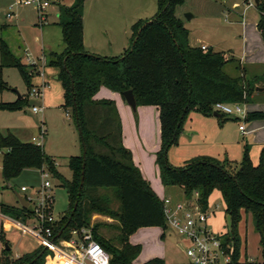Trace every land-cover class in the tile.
Segmentation results:
<instances>
[{"label": "trees", "instance_id": "obj_1", "mask_svg": "<svg viewBox=\"0 0 264 264\" xmlns=\"http://www.w3.org/2000/svg\"><path fill=\"white\" fill-rule=\"evenodd\" d=\"M183 1L156 0L154 16L132 25L130 45L114 57L84 49V0L58 4L56 23L61 30L63 49L50 54L49 65L55 67L56 79L62 86V107L72 111L76 128L81 132V150L82 144L86 150L84 157L82 153L68 157L73 177L71 181L61 182L68 194V216L58 219L55 231L60 230L59 236L68 238L72 229L87 226L93 213L116 218L120 223L119 247L93 235L110 254L111 264H134L140 245L130 243L129 235L138 227L165 229L166 224L161 199L122 143V125L114 101L93 98L100 86L119 93L130 89L136 105L157 106L160 147L155 152V163L164 186L180 187L186 199L197 193L196 201L202 210H206L212 191L220 192L224 212L231 218L230 231L222 235L223 245H230V260L226 264H238L236 226L241 210L252 217L264 260V146L256 163L251 161L246 148L239 163L227 158L197 156L174 165L167 158V151L176 144L189 111L211 115L216 102L247 103L255 85L260 82L264 85V71L252 75L233 56L189 45L188 31L175 15L176 6ZM255 7L259 14L256 26L264 43L263 0H258ZM4 65L16 66L27 87L31 86V70H27L0 38V90L6 87L1 76ZM229 65L238 70L237 76L226 72ZM21 100L22 97H18L15 102H1V106L18 107ZM217 116L220 122L227 119L220 113ZM260 117H264V113L254 110L247 112L245 119ZM0 149L6 181L17 177L24 169L40 170L45 166L51 174L56 173L53 157L44 152L41 144L21 141L11 132L3 134L0 131ZM99 189L117 192L120 197L118 211L110 208L106 194L97 193ZM0 213L25 224L33 210L29 205L21 207L1 202ZM51 257V252L43 250L42 246L15 258L4 248L0 264H45ZM141 264H164V261L152 257ZM244 264L260 262L246 259Z\"/></svg>", "mask_w": 264, "mask_h": 264}, {"label": "rangeland", "instance_id": "obj_2", "mask_svg": "<svg viewBox=\"0 0 264 264\" xmlns=\"http://www.w3.org/2000/svg\"><path fill=\"white\" fill-rule=\"evenodd\" d=\"M12 2L13 0L9 2L7 8L4 5L0 8V38L22 64L27 66L26 54H28L37 65L27 66V70L32 72L29 88L16 66L4 65L1 68V76L6 87L0 90V130L3 134L13 133L21 141L36 143L32 137L40 136L42 126L45 133L42 140L39 138L40 143L44 152L53 157L56 163L54 164L55 174H51L43 166L44 170L50 173L47 178L51 183L50 192L53 196L51 213L54 217L60 218L64 215L68 216V194L61 185L63 180L71 181L73 177L72 170L68 166V157L82 153L72 111L62 107V86L60 81L54 78L55 67L49 65L50 54L62 50L60 28L54 23L57 17L56 9L58 4L67 5L70 0H53L46 8L48 18L47 23L43 24L38 23L37 12L32 6H16L13 10L14 16L11 19L7 18L5 13ZM232 2H239L241 4L239 9L246 7L249 8V12L255 6L254 1L250 4L248 0H184L182 4L177 5L175 15L187 29L189 42L194 46L206 43L212 46L215 52H241L243 47L241 36H239L241 29L240 25H237V21L241 19L234 11H231V14L228 13ZM155 12L156 0H84L82 24L87 35L92 23L100 22V31L111 42H116L122 34V28L127 19L132 18L134 24L152 18ZM186 14H191L192 17H187ZM44 54L46 62L43 60ZM38 66L42 67L43 76L37 73ZM226 72L232 76L238 74V70H235L233 65L227 66ZM43 80L46 85L41 88V95L30 96L31 87L40 84ZM258 84L261 85V82ZM116 92L105 86H101L98 90L100 96L109 97L111 100L114 99L112 94ZM17 95L22 97L20 106L13 108L1 106V102H15L18 99ZM34 105L41 107L42 112H33L31 109ZM125 105L127 115L123 114L122 122L126 142L140 153L148 172L154 175V154L158 149V138L160 143V135L159 137L158 134L153 135L149 128L146 143L143 144L140 141L141 131H139V126L142 124L141 105H138L139 108L135 111L127 103ZM241 105L247 112L259 110L264 113V92L253 93L251 100ZM147 114L151 115V112L148 111ZM196 114L199 115L196 111H189L182 124V129L185 123L190 126L187 129L196 130L198 133V136L192 139H195L194 143L191 144L192 146L186 144L184 140H190L188 136L180 132L176 144L167 151L168 160L180 164L182 158L175 157L179 155L178 151L185 153L196 149L220 153L221 157L226 154L232 159L231 162L239 163L246 148L251 161L257 162L259 151L264 146V117L242 121L227 117L220 122L216 115L200 114L203 117H198ZM239 124L244 125L245 134L238 133ZM198 137L201 140L197 139ZM153 138H155L154 141ZM152 144L156 148L148 147ZM41 181L42 177L38 169H24L17 177L6 181L2 173V150L0 149V203L19 205L16 194L35 196L34 191L40 188ZM21 186L27 187L28 190L20 192ZM97 193L108 196L111 209L115 211L120 209V197L115 190L99 189ZM29 206L31 208L32 204L30 203ZM206 211L207 225L214 233H222L224 236L227 226H225L223 201L218 192L212 193L208 198ZM26 224L31 225V220H27ZM83 227L89 229L92 235L104 238L113 246H120V223L116 218L93 213L89 218V224ZM236 235L238 264H244L246 259L262 261L263 253L258 234L254 229L251 215L245 211L240 212ZM129 241L140 245V252L134 259V264H141L154 256L162 255H165L166 260L188 262L179 246V243L184 244L185 240L172 230H166L160 226H141L129 235ZM5 244L8 246V255L15 258L17 255L37 248L40 242L28 229L18 227L9 218L0 215V259L3 256ZM223 259L224 255L219 254V261L215 264H226Z\"/></svg>", "mask_w": 264, "mask_h": 264}, {"label": "built area", "instance_id": "obj_3", "mask_svg": "<svg viewBox=\"0 0 264 264\" xmlns=\"http://www.w3.org/2000/svg\"><path fill=\"white\" fill-rule=\"evenodd\" d=\"M53 0H13L9 6L6 17L11 18L14 15L16 6H32L37 12L39 24L47 23L46 8ZM247 1V0H244ZM253 0H248L252 3ZM206 49L205 45L200 46ZM27 66H36L28 54H26ZM45 62V56H43ZM43 65V64H42ZM45 65V63H44ZM42 67L38 66L37 73L43 76ZM46 85L43 80L38 85H33L29 91L30 96L38 97L41 95V88ZM33 112H42V108L32 106ZM213 112L220 113L226 117H233L240 121L245 119L247 111L241 103L216 102L212 106ZM239 130L244 132V125H239ZM44 129L40 128V136L32 139L36 144H41L44 136ZM56 164V163H55ZM42 181L40 188L34 191L35 196L25 194L28 205L32 204L31 225L26 223L18 224L19 227L28 229L40 242L39 246L43 250L51 252V262L53 264H111L110 254L107 250L94 239L92 232L81 227L72 229L68 238L59 236L60 230L55 231V224L59 218L51 213L53 196L50 192L51 183L48 180L50 174L44 168L40 169ZM27 187L21 186L20 192H26ZM197 193H194L190 199L181 201H172L168 197L161 199L163 213L165 217L166 230H172L181 236L185 243H179L188 262L164 263V264H215L219 261V254L224 255V261L230 260V245H223L222 233H214L207 225L208 213L202 210L196 201ZM17 221V220H16ZM254 261V260H250ZM264 264V260L260 261Z\"/></svg>", "mask_w": 264, "mask_h": 264}, {"label": "crops", "instance_id": "obj_4", "mask_svg": "<svg viewBox=\"0 0 264 264\" xmlns=\"http://www.w3.org/2000/svg\"><path fill=\"white\" fill-rule=\"evenodd\" d=\"M9 2H11V0L0 1V8L3 5H4V7H6L9 4ZM70 3H71V0L67 5H69ZM240 5L241 4L239 2H232L231 6L228 8V10H229L228 13L231 14L230 12L234 11L240 17L239 19H241L240 21H237V25H240L241 33L239 36H241L243 47L241 48V52H239V53H238V51H235L234 53H231V52L230 53L224 52V53H226L228 56L235 57L240 62L241 65L247 67L248 72L253 73V74L261 73L264 71V43H263V40L261 38L260 32L256 26L259 14H258V11H257L255 6H254V9H252L251 12H249V10H248L249 8H246V7H242L241 9H239ZM57 12H58V8L56 9V13ZM5 16H6V13H5ZM96 17H97V14H96ZM47 18H48V15H47ZM57 19L58 18L56 17V19L54 21V23L56 25H57V23H56ZM99 24H101V23L98 21H95L94 23H92V26H91V28H89L87 35H85V28L83 26V47H84V49L87 52L98 54V55H104V56H108V57H114V56H118L117 54H122L124 52V50L130 45V38L132 35V25H133L132 18H129L126 20V22L124 23V26L122 28V34H121L119 40H117L116 42H111V40L107 36H105L102 31H100V25ZM60 32H61V30H60ZM189 45L193 46V47H200L201 45H205L207 48L212 49V46H208L206 43H201L200 45L194 46L189 42ZM62 49H63V43H62ZM54 78H56V75L54 76ZM114 92H116V91H114ZM254 93H262V92H255L254 91ZM112 95H114V97H113L114 99H112V100L115 103V106L117 108V111H118V114H119V117L121 120L122 143L126 148H129L133 162L140 169L142 176L151 185L153 191L157 192L156 194L158 195L159 199H162L164 197H168L172 201L185 200L186 197L183 193V190L180 187H178L176 185L164 186L161 183L160 178H159V174H158V168H157V165L155 163V154H154V175H152L150 172H148V168L146 167L144 161H142V157H140V153L138 151H135L131 147V145L126 142V139L124 136V125L122 122L123 114L127 115V106L125 105L126 101L124 100L123 96L119 92L113 93ZM93 98L94 99H102V98L110 99L109 97L100 96L98 94V91L94 94ZM136 108H139V106L137 105ZM140 109H141L140 118L142 120V124L139 126V131H141L140 141H142L144 144V143H146L149 128H151L153 135L158 134V137L160 135V122H159V116H158L159 111H158L157 106H155V105H141ZM148 111L151 112V115L147 114ZM197 113H199V112H197ZM200 114L201 113H199V115L198 114H196V115L198 117H203V116H201L203 114H201V115ZM204 116H206V115H204ZM239 125L237 126L238 133L245 134V128H244V132H242L239 130ZM189 127L190 126H188L187 124L184 123V126H183L181 133H184V135L188 136V138L190 140V141L184 140V142L186 144H189L190 146H192L191 144H193L195 141V139L194 140H192V139L195 138L196 136H198V133H196V130L193 131V130L187 129ZM197 139L201 140L200 137H198ZM22 140H24V139H22ZM154 140H155V138H153V141ZM41 145H42V143H41ZM152 146H153V148H156L155 145H153V144L151 146H148V147L151 148ZM157 147H158V149L160 147L159 138H158V142H157ZM158 149H156V150L154 149L155 152ZM175 152L176 151L174 150L173 155L175 154ZM178 154L179 155H176V156L174 155V156L177 158H180V157L182 158V162L180 164H182L184 161H186L190 158L197 157V156H209V157H213V158H216L219 160H222L224 158L232 160L226 154L221 157L219 155L220 153H215V152L209 151V150H196V149H194V150L187 151L185 153L178 151ZM169 162L174 164V165H179L177 163H174V161H172V160H169ZM214 192H218V194L221 196V194L218 190H213L212 193H214ZM221 198H222V196H221ZM222 201H223V199H222ZM223 205H224V202H223ZM207 207H208V202H207ZM224 208H225V205H224ZM0 215H3V214L0 213ZM3 216H5V215H3ZM5 217L9 218L17 226H18V224H21V222L16 221L15 219H12L8 216H5ZM224 218H225V212H224ZM225 226H226V224H225ZM226 229H227V227H226ZM27 252H29V251H27ZM18 256H20V255H17L16 257H18ZM154 257L162 258L164 263H178V261H180V260H172V259L166 260L165 255L154 256ZM251 260H253V259H251ZM181 262H185V261H181ZM258 262H260V261H258ZM45 264H53L51 262V258L48 259Z\"/></svg>", "mask_w": 264, "mask_h": 264}, {"label": "water", "instance_id": "obj_5", "mask_svg": "<svg viewBox=\"0 0 264 264\" xmlns=\"http://www.w3.org/2000/svg\"><path fill=\"white\" fill-rule=\"evenodd\" d=\"M254 1V4H257L258 3V0H253ZM187 17H192L191 14H186ZM135 39L133 40L130 48L133 46L134 42H135ZM254 91L255 92H263L264 91V85H255L254 87ZM121 95L123 96L124 100L126 101V103L131 107V109L134 111L136 109V100H135V97L132 93V91L130 89H126L124 90ZM17 97H20V95H17ZM214 115H218L217 112H213ZM77 130H78V133H79V136L81 135V132H80V129L79 127H77ZM85 145L82 144V156L84 157L85 156ZM82 167H84V164H82ZM83 173V171H82ZM82 181H83V178L81 176V180H80V185L82 184ZM17 195V200H18V203H19V206L21 207H27L28 206V201L25 199L24 195H20V194H16ZM75 205L76 203L74 204V207H73V210L75 208ZM72 210V211H73ZM69 219H70V216H69ZM225 220H226V226H227V230L230 231L231 229V218H230V215L229 214H225ZM6 249H8V246L5 244V247Z\"/></svg>", "mask_w": 264, "mask_h": 264}]
</instances>
